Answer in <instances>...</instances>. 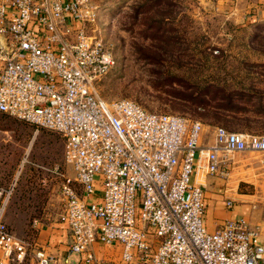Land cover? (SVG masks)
<instances>
[{"label": "built area", "instance_id": "2783aa9c", "mask_svg": "<svg viewBox=\"0 0 264 264\" xmlns=\"http://www.w3.org/2000/svg\"><path fill=\"white\" fill-rule=\"evenodd\" d=\"M97 10L92 0H0V113L63 137L74 176L52 172L77 264H111L97 258L98 241L120 244L121 264H264L248 219L205 223L207 177H230L239 153H261L264 164V133L218 125L204 143L198 119L107 102L96 82L115 57L89 32ZM15 185L0 184V264H24L34 246L6 222ZM35 245L37 264H62Z\"/></svg>", "mask_w": 264, "mask_h": 264}, {"label": "rangeland", "instance_id": "374dc122", "mask_svg": "<svg viewBox=\"0 0 264 264\" xmlns=\"http://www.w3.org/2000/svg\"><path fill=\"white\" fill-rule=\"evenodd\" d=\"M98 20L92 34L103 40L115 64L96 87L107 102L131 99L148 111L176 113L204 123L203 142L215 126L190 112L191 102L172 103L186 90L173 76L197 85L216 83L233 91L241 118L228 128L264 133V20L244 23L254 0H92ZM158 3V4H156ZM238 91L245 93L240 97ZM175 105V106H174ZM178 106V107H177ZM226 127V126H225ZM63 137L0 113V184L16 181L6 222L10 230L34 246L24 264H37L35 251L46 247L40 233L58 222L62 212L59 167L74 176L64 159ZM262 154L236 155L231 183L255 195L248 220L264 240V164Z\"/></svg>", "mask_w": 264, "mask_h": 264}, {"label": "crops", "instance_id": "0c3cea01", "mask_svg": "<svg viewBox=\"0 0 264 264\" xmlns=\"http://www.w3.org/2000/svg\"><path fill=\"white\" fill-rule=\"evenodd\" d=\"M264 20V0H254L248 4L244 23H259ZM72 173H74L73 169ZM232 177V175H231ZM100 188L92 198L99 197ZM207 210L205 223L209 230L214 231L222 226L227 220L249 217L253 206L250 201L255 195L241 190L238 183H231L226 175H209L205 182ZM231 200L233 206L229 207L227 201ZM63 204V203H62ZM63 211V205H62ZM62 213V212H61ZM61 215V214H60ZM42 241L47 244L48 252L62 264H77L79 256L70 253L68 248L69 231L66 223L58 222L42 229L40 233ZM44 246V244H43ZM93 250L99 260H108L111 264H121L123 249L120 244H104L96 242Z\"/></svg>", "mask_w": 264, "mask_h": 264}, {"label": "trees", "instance_id": "16d2710c", "mask_svg": "<svg viewBox=\"0 0 264 264\" xmlns=\"http://www.w3.org/2000/svg\"><path fill=\"white\" fill-rule=\"evenodd\" d=\"M171 82L184 86L186 90L177 92L174 95L176 99H169V101L172 103L191 102L192 104L187 107L188 109H180L181 111L199 116L207 120L209 124H224L226 128L230 129L241 118L237 114V108L243 109V107L233 103V91L227 87L216 83L197 85L176 75L172 77ZM238 93L241 98L245 96L242 91H238Z\"/></svg>", "mask_w": 264, "mask_h": 264}]
</instances>
